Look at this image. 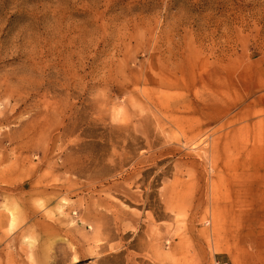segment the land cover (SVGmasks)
Listing matches in <instances>:
<instances>
[{
	"label": "rangeland",
	"instance_id": "374dc122",
	"mask_svg": "<svg viewBox=\"0 0 264 264\" xmlns=\"http://www.w3.org/2000/svg\"><path fill=\"white\" fill-rule=\"evenodd\" d=\"M0 264H264V0H0Z\"/></svg>",
	"mask_w": 264,
	"mask_h": 264
}]
</instances>
